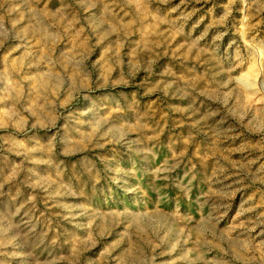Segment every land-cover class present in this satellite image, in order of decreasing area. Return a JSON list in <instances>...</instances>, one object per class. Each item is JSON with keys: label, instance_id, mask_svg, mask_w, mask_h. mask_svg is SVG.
I'll return each mask as SVG.
<instances>
[{"label": "rangeland", "instance_id": "374dc122", "mask_svg": "<svg viewBox=\"0 0 264 264\" xmlns=\"http://www.w3.org/2000/svg\"><path fill=\"white\" fill-rule=\"evenodd\" d=\"M0 264H264V0H0Z\"/></svg>", "mask_w": 264, "mask_h": 264}]
</instances>
